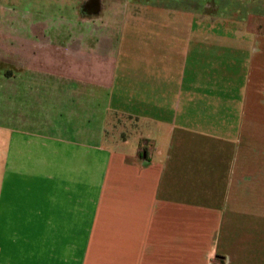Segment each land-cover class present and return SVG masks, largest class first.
<instances>
[{
  "label": "crops",
  "instance_id": "0c3cea01",
  "mask_svg": "<svg viewBox=\"0 0 264 264\" xmlns=\"http://www.w3.org/2000/svg\"><path fill=\"white\" fill-rule=\"evenodd\" d=\"M182 1L4 11L0 264H264V30Z\"/></svg>",
  "mask_w": 264,
  "mask_h": 264
},
{
  "label": "rangeland",
  "instance_id": "374dc122",
  "mask_svg": "<svg viewBox=\"0 0 264 264\" xmlns=\"http://www.w3.org/2000/svg\"><path fill=\"white\" fill-rule=\"evenodd\" d=\"M25 0H0V24L2 25V17L5 10L19 11L21 9L20 4ZM143 4H150L153 2H170L172 6L183 2L182 0H133ZM195 1V0H193ZM200 5L203 6L205 13L219 14L229 17H235L237 19H245L252 28L264 30V0H198ZM43 4L60 6L65 4H53L52 0H43ZM45 7L47 8V6ZM198 5V6H200ZM189 6H195L189 5ZM49 7V6H48ZM55 7V6H54ZM13 14V12H11ZM13 16V20L18 17ZM18 19V24H19Z\"/></svg>",
  "mask_w": 264,
  "mask_h": 264
}]
</instances>
